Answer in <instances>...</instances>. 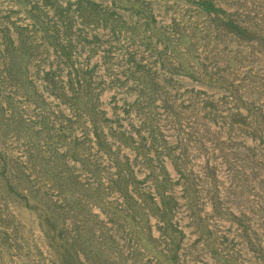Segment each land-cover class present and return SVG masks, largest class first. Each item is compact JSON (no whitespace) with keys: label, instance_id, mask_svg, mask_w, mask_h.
Returning <instances> with one entry per match:
<instances>
[{"label":"rangeland","instance_id":"1","mask_svg":"<svg viewBox=\"0 0 264 264\" xmlns=\"http://www.w3.org/2000/svg\"><path fill=\"white\" fill-rule=\"evenodd\" d=\"M0 264H264V0H0Z\"/></svg>","mask_w":264,"mask_h":264}]
</instances>
